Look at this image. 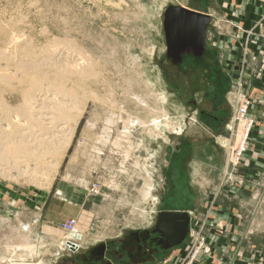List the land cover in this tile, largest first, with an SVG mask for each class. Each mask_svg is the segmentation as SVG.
Masks as SVG:
<instances>
[{"label":"rangeland","instance_id":"rangeland-1","mask_svg":"<svg viewBox=\"0 0 264 264\" xmlns=\"http://www.w3.org/2000/svg\"><path fill=\"white\" fill-rule=\"evenodd\" d=\"M170 6L209 16L201 57L168 51ZM3 72L14 82L0 84V130L28 128L33 113L20 112L19 95L31 80L49 91L38 123L57 122L50 110L57 102H70L75 117L57 122L71 132L59 156L35 152L45 164L34 170L0 160V197L43 210L53 200L57 230L71 235L61 225L73 219L81 251L94 238L115 243L151 230L162 211L187 212L189 234L151 264H177L184 254L169 259L190 245L204 264L216 254L207 242L214 229L220 237L249 231L242 240L264 245V0H0ZM33 172L44 175L34 181Z\"/></svg>","mask_w":264,"mask_h":264},{"label":"crops","instance_id":"crops-1","mask_svg":"<svg viewBox=\"0 0 264 264\" xmlns=\"http://www.w3.org/2000/svg\"><path fill=\"white\" fill-rule=\"evenodd\" d=\"M18 201V198L13 200L12 198L0 197V218L3 222L2 227H0V238L2 239H0V264L7 262L9 264L15 262L18 264L27 262L74 264L75 259L83 263L89 256L88 254L102 243L106 244L109 250L113 249V242L105 243L104 240L94 238V240H89L88 248L81 251V237L75 238L72 235H64L57 230L59 218L54 211L53 200L45 203L44 210L40 206L35 207L33 204V207H26ZM218 220L225 221L227 219L219 215ZM25 224L29 226L26 230L23 228ZM217 231L214 229L207 235V242L211 244L212 250L216 254L211 255L209 259L207 258L204 264H264V245L256 247L250 241L246 243L242 240V237L248 240L251 232L247 231L243 236V234L239 235L237 229L233 228L231 233L220 237ZM237 237L240 238V243ZM71 244H75V251L68 249ZM59 250L60 252H58ZM176 252L169 260L175 262L184 254L183 249ZM108 261H112L110 256H107L104 262ZM111 263L119 264V262Z\"/></svg>","mask_w":264,"mask_h":264},{"label":"bare ground","instance_id":"bare-ground-1","mask_svg":"<svg viewBox=\"0 0 264 264\" xmlns=\"http://www.w3.org/2000/svg\"><path fill=\"white\" fill-rule=\"evenodd\" d=\"M10 42H14V43H17V42H19V36H15V37H11L10 38V40H9ZM11 43V44H14V43ZM13 46H15V44L13 45ZM14 48V47H13ZM17 50V49H16ZM23 50H24V48H23ZM52 50V49H51ZM55 51V50H54ZM12 52V51H11ZM10 52V53H11ZM26 52V51H25ZM10 53H9V56H10ZM13 53H15V52H13ZM58 54H60V53H58ZM57 53H56V55H54V58L53 59H56V57L57 56H59ZM73 54V53H72ZM67 56V55H66ZM13 57H14V55H13ZM35 57V56H34ZM51 57V56H50ZM19 58V57H18ZM79 58V57H78ZM69 59V58H68ZM72 59H74V58H71V60ZM76 59V58H75ZM80 59H81V57L79 58V61H80ZM15 60V59H14ZM21 60V59H20ZM19 60V61H20ZM51 60V59H50ZM63 60V59H62ZM70 60V59H69ZM18 61V62H19ZM62 62V61H61ZM77 62V61H76ZM81 62H84L83 60L81 61ZM86 62V61H85ZM231 62H232V60H231ZM26 62L24 61V64H25ZM31 63V62H30ZM45 63V62H44ZM57 63H60V62H57ZM73 63H74V61H73ZM24 64H20L21 66H23V67H19V69L21 70V71H26L25 70V66L26 65H24ZM32 64V63H31ZM30 64V65H31ZM46 64V63H45ZM49 64V63H48ZM55 64V63H54ZM53 64V65H54ZM76 64V63H75ZM79 64H81V63H78V64H76V65H79ZM86 64H87V62H86ZM16 65H18V64H16ZM34 65V64H33ZM64 65H65V63H64ZM51 66V64L49 65V67ZM55 66H56V64H55ZM86 65H84V67H85ZM231 66V65H230ZM235 66V65H234ZM32 67V66H31ZM36 69H37V67H38V65H37V67L36 66H34ZM49 67H48V69H49ZM52 67V66H51ZM54 67V66H53ZM59 67H61L60 65H59ZM66 67V66H65ZM65 67H63V68H65ZM35 68H34V70H35ZM39 68H41V66L39 65ZM83 68V67H82ZM230 68V67H229ZM18 69V70H19ZM51 69V68H50ZM83 69H85V68H83ZM1 70H2V68H1ZM14 70V69H13ZM17 70V69H16ZM29 70V69H28ZM32 70H33V68H32ZM33 70V71H34ZM53 70H54V68H53ZM52 70V71H53ZM60 70H62V69H60ZM74 70V69H73ZM73 70H67V69H65V74L67 73H71ZM85 70H87V69H85ZM15 71V70H14ZM46 71H47V68H46ZM46 71H44L45 72V74H46ZM64 71V70H63ZM87 71H89V70H87ZM27 72V71H26ZM29 72V71H28ZM39 72V71H38ZM54 72H56V71H54ZM13 73V72H12ZM53 74V73H52ZM72 74V73H71ZM146 74V73H145ZM23 75V74H22ZM34 75V74H33ZM57 76H58V74H56ZM59 75H61L62 76V74H60V72H59ZM85 75V74H84ZM86 75H88L89 76V74H86ZM54 77H55V75H53ZM65 76V75H64ZM22 77V76H21ZM51 77V76H50ZM60 77V76H59ZM67 77V76H66ZM83 77H85V76H83ZM90 77V76H89ZM47 79H48V77H46ZM45 78V79H46ZM61 78V77H60ZM60 78H58V79H60ZM62 78H63V76H62ZM58 79H56V80H58ZM66 79V78H65ZM88 79V78H87ZM12 80H13V77L11 76V75H9L8 73H2V74H0V84L1 85H4V86H6V85H8L10 82H12ZM16 80V79H15ZM39 80H41V79H39ZM48 80H51V79H48ZM55 80V79H54ZM79 80V79H78ZM21 81H22V79H21ZM52 81V80H51ZM84 81V80H83ZM13 82H14V80H13ZM16 82V81H15ZM49 82V81H48ZM16 83H18V82H16ZM56 83V82H55ZM62 83V82H61ZM60 82H59V84L60 85H62ZM19 84V83H18ZM57 84V83H56ZM15 85V84H14ZM29 89L30 90H25V91H23L22 93H20V95H19V98H20V101H21V107H20V112H22L23 114H25L26 116H30V114L31 113H33L32 114V116H33V119H30V122H29V125H28V128H27V126H26V128L24 129V131H16L15 129H12L11 127L10 128H8V125H3V129H1L0 130V137H1V139H0V160H10V162H11V167H17V166H23V164H25V166H23V167H27V165L29 166V167H31V170H34L35 169V167H37L38 165H41V164H45V162L43 163L42 162V159H40V158H38V157H34V153L35 152H38L37 154H38V156L40 155L41 156V154H51L52 156V158L53 157H56L57 155L59 156V154L62 152V150L65 148V146L66 145H68V140L66 139L67 137H69L70 135V133L68 134L67 132H69V130L67 131V129L64 127V126H61V124H64V123H57V122H59V121H64L65 123H68V122H71V121H73L74 120V115H73V111L71 112V110L68 108V104L70 103H68V104H66V103H64V104H66V105H64V104H62V103H56V104H52V107L50 108V110L52 109V113H53V115H52V113H51V115L52 116H54V118H56V119H60L59 121L58 120H56L57 122L56 123H51V122H49V123H38L37 122V120H36V117H37V114H38V109L40 108H38L37 109V107L39 106V104L38 103H40V104H43L44 103V98H45V95L49 92L47 89L48 88H46V90H47V93H45L44 94V91H45V88H42L41 86H40V84H39V82L38 81H36V80H31L30 82H29ZM43 85V84H42ZM47 85H48V83H47ZM60 85H58V86H60ZM53 86H55V85H53ZM63 86V85H62ZM12 87V86H11ZM44 87V86H43ZM64 87V91H65V86H63ZM14 88V87H13ZM52 87H50V89H51ZM55 88V87H54ZM60 88V87H59ZM7 89H10V86H9V88L7 87ZM49 89V90H50ZM51 90H53V89H51ZM72 90V89H71ZM57 91V90H56ZM63 91V90H62ZM63 91V93L64 94H66V92H64ZM46 92V91H45ZM74 92V91H73ZM72 92V93H73ZM59 93H61V92H59ZM62 93V94H63ZM83 93H84V91H83ZM82 93V94H83ZM18 94V93H17ZM56 94V93H55ZM58 94V93H57ZM62 94H59V96L60 95H62ZM54 95V94H53ZM53 95H51V97L53 96ZM80 95V94H79ZM85 95V94H84ZM83 95V96H84ZM49 96H50V94H49ZM66 96V95H65ZM73 96H74V94H73ZM73 96H71V97H73ZM76 96V95H75ZM81 96V95H80ZM47 97H48V95H47ZM68 97H69V95H68ZM68 97H66L67 98V102H68ZM57 98V97H56ZM62 98V97H61ZM65 98V97H64ZM75 98V97H74ZM73 98V99H74ZM78 98H81V97H78ZM83 98V97H82ZM81 98V99H82ZM53 99H55V96H54V98ZM59 99V98H58ZM80 99V101H82ZM62 100V99H61ZM65 100V99H64ZM52 100H51V98H50V102H51ZM55 101H56V99H55ZM57 101H60V99L59 100H57ZM66 101H64V102H66ZM74 101V100H73ZM77 101V100H76ZM158 104L160 105V106H162L163 104H164V101H163V98L161 97V96H159L158 97ZM157 101H156V103H157ZM8 102V101H7ZM78 102V101H77ZM77 102H74V104L75 103H77ZM46 103V102H45ZM78 103H80V102H78ZM11 104H12V102H11ZM16 104H18V103H16ZM47 104V103H46ZM44 105V104H43ZM42 105V106H43ZM69 105H71V104H69ZM46 106V105H45ZM9 107V106H8ZM13 107V106H12ZM11 107V108H12ZM47 108H48V106H46ZM45 107V108H46ZM74 107V106H73ZM72 106H70V108H73ZM76 107H77V105H76ZM42 109H44V108H41L40 110H42ZM14 110V109H13ZM13 110H12V112H13ZM36 110V111H35ZM49 110V112H51ZM75 111H78V109H74V113H75ZM44 112H46V111H44ZM35 113V114H34ZM40 113V112H39ZM42 113V112H41ZM48 113V112H47ZM81 112H79L77 115H79ZM1 115H2V113H1ZM11 115V114H10ZM76 115V114H75ZM38 116H40V115H38ZM49 116H50V114H49ZM49 116H47V117H49ZM2 117V116H1ZM0 117V118H1ZM10 117V116H9ZM22 117V116H21ZM45 116L43 115V118H44ZM46 117V118H47ZM7 118V117H6ZM38 118V117H37ZM52 118V117H51ZM11 119V118H10ZM1 120V119H0ZM9 120V119H8ZM12 120L14 121V122H16L17 121V117L15 116V117H13L12 118ZM27 120V119H26ZM45 120H49V118H47V119H45ZM76 120V119H75ZM72 123H74V122H72ZM71 123V124H72ZM25 124V123H24ZM27 124V123H26ZM154 126H156V125H154ZM22 127V126H21ZM73 127H74V125H73ZM19 128V127H18ZM70 128V127H69ZM23 130V129H22ZM72 130H74V128L73 129H71V131ZM72 135H73V133H72ZM67 148V147H66ZM43 151V153H41V151ZM66 150V149H65ZM65 150H64V152H65ZM37 156V155H36ZM43 156V155H42ZM38 159V161L36 160V159ZM43 158V157H42ZM60 158V157H59ZM57 158H54L53 160H56ZM8 162V161H7ZM3 163V162H2ZM1 163V164H2ZM49 163V162H48ZM51 163H49V165H50ZM8 165H9V163H8ZM7 166V165H6ZM45 167V166H44ZM4 169V168H3ZM52 169H54V166H52ZM49 170V169H48ZM45 172V171H44ZM35 172H33V178L35 177V176H37V174H34ZM48 173V172H47ZM31 175V176H32ZM35 175V176H34ZM38 175H44V174H38ZM47 175H49V174H47ZM44 177V176H43ZM41 178L40 176H39V180H40V178H41V180L42 179H44V178ZM11 178H13V177H11ZM29 178H30V180H29ZM27 180H29V181H31V177H29ZM37 178V177H36ZM36 178H34L35 180L34 181H36ZM48 178V177H47ZM46 179V178H45ZM49 179V178H48ZM12 180H14V179H12ZM38 180V181H39ZM41 180H40V183H41ZM43 181V180H42ZM32 182V181H31ZM36 183V182H35ZM40 183H38L39 185H40ZM37 184V183H36ZM37 184V185H38ZM41 184H43V182L41 183ZM44 184H46V180H45V183ZM47 185V184H46ZM45 185V187H47ZM147 192H149V190H147ZM23 228L26 230V229H28L29 228V226L28 225H23ZM209 233V232H208ZM73 237H79L77 234H76V231L75 232H72V233H70ZM58 235H59V232H58ZM196 237V236H195ZM185 241V240H184ZM197 242V241H196ZM68 243V242H67ZM75 245V244H74ZM74 245H69L70 247H71V249L70 250H72V251H75L76 250V246H74ZM196 245V244H195ZM214 245V244H213ZM62 248H64L63 246H61ZM66 247V246H65ZM67 250V249H66ZM78 250V249H77ZM69 251V250H68ZM210 251V250H209ZM67 252V251H66ZM60 255V254H59ZM207 257V256H206ZM209 259V258H208ZM195 262V261H194Z\"/></svg>","mask_w":264,"mask_h":264},{"label":"water","instance_id":"water-1","mask_svg":"<svg viewBox=\"0 0 264 264\" xmlns=\"http://www.w3.org/2000/svg\"><path fill=\"white\" fill-rule=\"evenodd\" d=\"M208 22L209 16L205 13L194 12L180 6L168 7L163 14V31L168 51L179 52L188 47L201 51ZM189 225L190 218L187 212L162 211L155 217L150 231L131 233V241L123 243L120 249L128 264H151L159 252L163 255L184 242L189 234ZM151 234L161 238L163 245L159 250L151 248ZM92 253L96 256L95 260L100 263L110 255L104 243L97 246ZM106 263L112 264L110 261Z\"/></svg>","mask_w":264,"mask_h":264},{"label":"flooded vegetation","instance_id":"flooded-vegetation-1","mask_svg":"<svg viewBox=\"0 0 264 264\" xmlns=\"http://www.w3.org/2000/svg\"><path fill=\"white\" fill-rule=\"evenodd\" d=\"M186 9H189V8H186ZM189 10H192V9H189ZM194 12H196V10ZM197 12H199V11H197ZM186 51H188L190 54L194 55L195 57H201L203 54V53H201L200 50L199 51L195 50L193 47H189V49H184L180 52L185 53ZM130 235H131V233L125 234L120 241L112 244L113 249L109 250V252H110L109 256L112 260L111 262H116V263L119 262V264H128V260L125 257L124 253L121 251L120 246L123 243H129L131 241ZM150 240H152L151 248H156L157 250H159V248L163 245L161 238L158 235H152L151 234ZM159 254H160V252L157 255H159ZM88 255L89 256L86 258V260L83 263L82 262L80 263V262H78V259H75V261H73L74 264H107L106 262H103V263L97 262L95 260L96 256L92 252L89 253Z\"/></svg>","mask_w":264,"mask_h":264},{"label":"built area","instance_id":"built-area-1","mask_svg":"<svg viewBox=\"0 0 264 264\" xmlns=\"http://www.w3.org/2000/svg\"><path fill=\"white\" fill-rule=\"evenodd\" d=\"M244 112H245L244 108L239 109V116L243 117ZM74 225H75L74 221L69 220V221L62 223L61 228L65 232L72 233V232H75ZM196 230H197V238H199L202 231H203V227H201L197 224ZM68 249H71V247L68 246ZM200 251L201 250L198 247H195L194 245H190V249H188L184 252L183 258L179 262H177V264H196V262H197L196 260L199 256ZM194 260H195V262H194Z\"/></svg>","mask_w":264,"mask_h":264}]
</instances>
